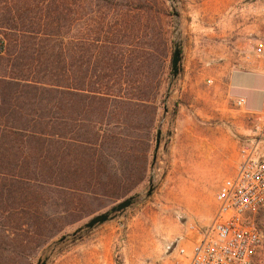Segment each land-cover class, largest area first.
<instances>
[{"label": "rangeland", "instance_id": "rangeland-1", "mask_svg": "<svg viewBox=\"0 0 264 264\" xmlns=\"http://www.w3.org/2000/svg\"><path fill=\"white\" fill-rule=\"evenodd\" d=\"M37 10L61 36L52 61L66 55L71 75H85L76 105L88 95V107L73 106L72 115L86 127H105L111 112L112 125L130 130V154L133 138L143 140L138 150L147 148L148 163L141 170V162L125 157L110 192L73 202L51 185L34 184L41 194L29 205L0 193V264H36L39 257L46 264H177L178 247L190 248L182 238L186 224L211 220L217 187L233 174L239 144L253 133L254 119L235 99L244 89L238 85L255 86L258 76L231 89L228 77L244 70L243 52L264 35L262 0H42ZM176 40L182 67L164 101ZM92 84L102 94L88 91ZM133 194L121 213L69 235ZM257 221L264 231V208Z\"/></svg>", "mask_w": 264, "mask_h": 264}, {"label": "trees", "instance_id": "trees-1", "mask_svg": "<svg viewBox=\"0 0 264 264\" xmlns=\"http://www.w3.org/2000/svg\"><path fill=\"white\" fill-rule=\"evenodd\" d=\"M41 5L42 0H0V40L5 43L0 54V193L26 205L40 197L34 184L61 188L62 200L73 202L84 193L110 192L125 157L141 162V170L148 163L147 148L138 150L143 140L133 138L136 152L130 154V130L112 125L111 112L104 117L105 127H86L72 115L73 106L88 107V95L76 105L78 93L86 91L79 87H85V75H71L66 55L52 61V52L60 48L56 42L62 41L38 12ZM92 85L88 91L102 94ZM130 117H123L122 124Z\"/></svg>", "mask_w": 264, "mask_h": 264}, {"label": "built area", "instance_id": "built-area-1", "mask_svg": "<svg viewBox=\"0 0 264 264\" xmlns=\"http://www.w3.org/2000/svg\"><path fill=\"white\" fill-rule=\"evenodd\" d=\"M4 50L0 40V54ZM240 60L247 69L264 73V35L251 41ZM235 105L254 119L253 133L239 144L233 174L217 187L211 220L186 224L182 238L190 248L178 247L177 264H264V231L257 221L264 208V108L248 109L243 96Z\"/></svg>", "mask_w": 264, "mask_h": 264}, {"label": "water", "instance_id": "water-1", "mask_svg": "<svg viewBox=\"0 0 264 264\" xmlns=\"http://www.w3.org/2000/svg\"><path fill=\"white\" fill-rule=\"evenodd\" d=\"M182 67V46L180 41L176 40L173 44V51H172V57H171V70H170V80L168 84V89L166 90L165 98L164 101H167L168 95H169V87L172 84V81L177 77L178 73L180 72ZM164 112H167V106L164 105ZM160 139H161V130L158 129L156 132V137H155V146H154V154H153V159H155L156 152L159 149L160 145ZM151 191V187L149 192ZM138 194H133L131 196H128L114 205H112L109 209L95 214L92 217H90L85 223H83L81 226L77 227L73 232H71L69 235L74 236L78 232L84 230V229H91L94 228L96 225L102 224L106 222L108 219L112 218L114 215L121 213L124 211L127 207H129ZM67 235L61 236L56 242H61L63 241ZM54 242V243H56ZM36 264H46V259L39 257L37 259Z\"/></svg>", "mask_w": 264, "mask_h": 264}, {"label": "crops", "instance_id": "crops-1", "mask_svg": "<svg viewBox=\"0 0 264 264\" xmlns=\"http://www.w3.org/2000/svg\"><path fill=\"white\" fill-rule=\"evenodd\" d=\"M242 65V64H241ZM244 70L232 69L229 73V87L230 89L234 86H237V81L241 78H249L250 81L254 76H258L259 83L257 85L253 84H243L238 85L242 88L240 92H237L236 95L243 96L246 99V106L251 110H260L264 108V73L261 70L252 72L247 70V66L242 65Z\"/></svg>", "mask_w": 264, "mask_h": 264}]
</instances>
